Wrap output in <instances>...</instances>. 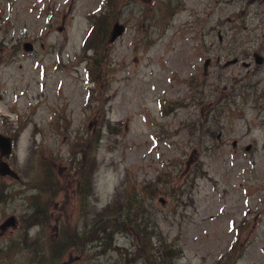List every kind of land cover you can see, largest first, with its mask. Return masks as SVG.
Segmentation results:
<instances>
[{"label":"rangeland","instance_id":"obj_1","mask_svg":"<svg viewBox=\"0 0 264 264\" xmlns=\"http://www.w3.org/2000/svg\"><path fill=\"white\" fill-rule=\"evenodd\" d=\"M0 133V264H264V0H0Z\"/></svg>","mask_w":264,"mask_h":264},{"label":"trees","instance_id":"obj_2","mask_svg":"<svg viewBox=\"0 0 264 264\" xmlns=\"http://www.w3.org/2000/svg\"><path fill=\"white\" fill-rule=\"evenodd\" d=\"M99 24V33L101 31V23ZM95 25L92 27L94 28ZM101 42V41H100ZM99 42V43H100ZM84 169H82L83 172ZM85 174H81V177H79L78 182L81 183V188L80 189V185L78 183L79 189H78V194L81 196H85L86 195V190L87 188L85 187V185H83V181L85 182L86 178H85ZM118 192L114 198L119 196ZM67 202H65L66 204ZM110 207L107 208V210ZM33 215H36L38 220L40 222H43V220L46 218L47 213H46V207L43 205L42 208L41 207H34L33 209ZM31 216V217H32ZM109 221L112 224V227H118V229H123V230H127V228H125V223L124 222H114L112 219H110ZM151 237L152 235H141L140 239L138 240V244H136L137 249H136V255L137 258L142 259L143 262L145 264H172L173 260L177 259L179 256V252L171 247H167V246H161V249L158 251V256H154L151 253V250L154 249L152 247V243H151ZM74 245L73 243H71L68 239L66 240H61L59 242H56L54 245L51 246L52 250V256L54 257L55 254L58 255L60 253L63 252L64 249H66L69 246ZM58 258V257H56Z\"/></svg>","mask_w":264,"mask_h":264},{"label":"water","instance_id":"obj_3","mask_svg":"<svg viewBox=\"0 0 264 264\" xmlns=\"http://www.w3.org/2000/svg\"><path fill=\"white\" fill-rule=\"evenodd\" d=\"M124 31V26L118 22H116L111 29V33L109 36V42H113L118 36H120ZM26 51H31L33 49V45L31 43H24L23 45ZM236 60H232L234 63ZM255 62L261 63L262 58L259 55H255ZM250 145L245 147L246 150L250 149ZM12 151V140L10 137L0 133V175L1 176H9L11 178L19 179L18 173L4 160L3 157H8ZM15 225V218L13 216L8 217L2 224L1 228H6L8 226Z\"/></svg>","mask_w":264,"mask_h":264},{"label":"flooded vegetation","instance_id":"obj_4","mask_svg":"<svg viewBox=\"0 0 264 264\" xmlns=\"http://www.w3.org/2000/svg\"><path fill=\"white\" fill-rule=\"evenodd\" d=\"M255 55H256V53L254 54V59H255ZM257 55H259V54H257ZM259 56H261V55H259ZM261 58H262V62H263V57L261 56ZM234 60H236L235 62H237V58H234ZM234 62V63H235ZM249 65V64H248ZM2 134V133H1ZM6 136H8V135H6ZM8 137H10L11 138V140H12V148H13V145H14V140H13V137H11V136H8ZM12 153V152H11ZM10 156V155H9ZM6 177H8V176H6ZM15 180H19V179H15Z\"/></svg>","mask_w":264,"mask_h":264}]
</instances>
